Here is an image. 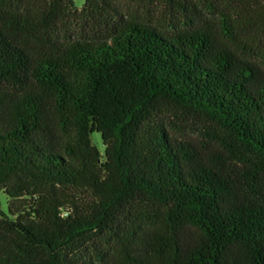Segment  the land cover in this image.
Instances as JSON below:
<instances>
[{
  "label": "trees",
  "instance_id": "trees-1",
  "mask_svg": "<svg viewBox=\"0 0 264 264\" xmlns=\"http://www.w3.org/2000/svg\"><path fill=\"white\" fill-rule=\"evenodd\" d=\"M0 191V264H264V0H0Z\"/></svg>",
  "mask_w": 264,
  "mask_h": 264
},
{
  "label": "rangeland",
  "instance_id": "rangeland-1",
  "mask_svg": "<svg viewBox=\"0 0 264 264\" xmlns=\"http://www.w3.org/2000/svg\"><path fill=\"white\" fill-rule=\"evenodd\" d=\"M84 0H73L74 6L80 8ZM171 125L169 126V131L176 134L177 136H182L190 139H196L200 136L199 132L202 131L203 124L202 121L191 115H185L182 118L179 115L171 116ZM0 210L3 212L7 211V196L0 191Z\"/></svg>",
  "mask_w": 264,
  "mask_h": 264
}]
</instances>
